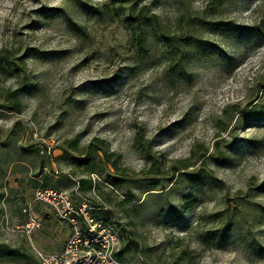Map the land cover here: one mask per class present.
<instances>
[{
    "label": "rangeland",
    "instance_id": "374dc122",
    "mask_svg": "<svg viewBox=\"0 0 264 264\" xmlns=\"http://www.w3.org/2000/svg\"><path fill=\"white\" fill-rule=\"evenodd\" d=\"M136 2L155 13L170 32L181 35L194 26L214 43L189 61L190 80L169 75L157 36L149 26L147 51L135 48L124 14L112 0H0V48L14 51L25 62L26 74L36 82L22 95L19 112L0 110V141L8 140L10 148L14 144L42 150L54 173L62 175L70 171L60 158L65 141L78 136L81 146L99 137L112 151L121 153V166L132 183L150 168L134 145L136 132L143 131L152 151L163 156L157 166L165 173L164 183H168L171 162L188 157L194 144L202 145L208 149V168L223 181L222 188L206 181L150 197L143 186L130 183L135 199L146 200L142 209L135 208L137 216L130 225L114 206L124 199L126 188L102 184L111 192V204L95 197L96 192H88L87 197L112 211L110 222L117 232L120 225L127 229L138 243L141 261L157 264L161 256L158 264H169L167 253L182 238L200 253L194 264H264V255L252 249L242 235L250 227L251 236L264 245V214L253 212L251 204L245 209L242 205L236 208L234 202L228 204V200L240 199L264 205V121L241 118L233 124L223 113L228 105L244 107L264 83V37L231 29L212 32L197 28L200 19L208 18L247 27L260 25L264 0H227L220 9L212 0ZM66 16L85 25L89 36L73 32ZM0 79L4 78L0 75ZM4 87L14 88L15 84L12 79L0 80V95ZM235 109L232 107V114ZM220 121L230 123L229 133L221 131ZM232 135L236 141L226 149L227 161L215 166L216 147L224 149ZM15 165L17 170L8 172L5 180L17 187L12 193L17 198L5 206L0 217V241L58 250L72 228L47 205L33 204L40 227L30 237L19 228V209L31 199L33 189L30 174L24 175L20 164ZM108 168L113 171L110 165ZM91 179L102 181L103 176L92 174ZM180 194L193 195L194 204L167 223V209L172 205L181 210L184 205ZM137 203L128 202L126 207L133 209ZM42 213L50 216L48 227L42 226ZM230 219L238 220L243 231L232 234L219 248L205 247L195 227L200 224L203 233Z\"/></svg>",
    "mask_w": 264,
    "mask_h": 264
},
{
    "label": "trees",
    "instance_id": "16d2710c",
    "mask_svg": "<svg viewBox=\"0 0 264 264\" xmlns=\"http://www.w3.org/2000/svg\"><path fill=\"white\" fill-rule=\"evenodd\" d=\"M112 1L117 4L118 9L124 14V24L135 48L141 51V53L147 51L148 42L145 35L147 26H149L157 36L156 41L162 49L165 68L169 75L179 79L190 80L191 73L187 70L189 61L206 45H213L214 43L205 39L201 33L196 31L197 29L194 26H191L188 32L181 35L170 32L162 25L160 18L155 13L150 12L146 6L142 5L138 7L136 0ZM226 1L212 0V3L215 8L220 9ZM65 20L73 32L83 37L89 36L85 25L78 24L69 16H66ZM197 28L200 31L203 29L212 32L231 29L239 34L244 33L251 36L256 34L257 36L264 37V19H262L260 25L253 27L237 25L232 21L210 18L200 19L197 22ZM0 75L4 78L0 80L6 81L12 79L15 84L14 88H3L0 95V110L19 112L22 105V95L28 92V89L35 85L36 82H33L29 75L26 74L25 62L20 57H16L15 52L7 47L0 48ZM234 106H236V109L234 110L235 113L232 114V107ZM234 106L228 105L223 110L225 116H228L229 122L234 120L233 124H235L241 118L253 122L264 121V83L259 84L256 93L252 95L244 107L238 108V105ZM234 114L237 115L236 119L233 117ZM229 122L220 121L223 124L221 127L222 132H230ZM78 141V136L65 141L60 158L70 166V171L62 175L54 173L47 153L42 150H32L14 144L10 148L9 143H7L8 140L0 141V217L5 212V206L17 198L12 196L13 192H17V187L9 185L5 180V175L8 172L14 173L17 170V165L15 164H20L18 165L22 167L20 171L24 175L30 174L28 181L33 189V193L37 189L53 188L66 191L64 188H67L70 190L67 193L74 205L79 206L84 203L90 207L89 212L91 216L96 221H100L103 225L110 227L117 234L119 246L116 256L122 264H150L138 259V243L129 237V232L125 227L120 225L117 232L115 225L110 222V214H112V211L107 209L103 202L95 203L87 197L88 192H96L95 197H99L104 202L111 204V192L105 191L102 184L106 182L116 189L126 188L124 199L117 202L114 206L124 213V216L128 219L127 225H130L132 217L137 216L138 211L135 208L142 209L145 206L146 200L144 198L135 199V195L129 189L132 179L128 177L129 175H126V168L121 166V153L112 151L108 143L99 137H93L88 143L81 146H79ZM235 141L236 136L232 135L230 140L225 144L224 149H220L218 146L216 147V151L214 152L215 156L212 157L215 166L225 164L227 161L226 149L233 147ZM134 145L143 152L145 161L150 165L147 173L135 179L133 181L134 183H132L143 186L145 195H149L150 197L161 196L166 191H179L185 186H197L199 183L206 181L218 187H224L223 181L215 176L212 169L208 168V156H206L208 149L202 145L194 144L189 151L188 157L171 162L168 183L163 182V175L165 173L160 171L157 166L161 162L159 158H163V156H156L151 149V141L144 138L143 131L141 133L136 132ZM109 165L113 169L112 172L108 168ZM92 174L102 175V181H93L91 179ZM20 180H24V178L22 177ZM178 198L184 205L181 210L172 205L167 209V212L170 213L167 223H171L174 218L180 216L194 204L192 199L193 195L180 194ZM134 200H137L138 205H134L133 209L127 208L126 204ZM231 202L236 204V208L242 205L244 209L246 204H251L253 212L258 211L264 214V205L259 203H251L249 200L241 201L240 199L228 200V204H231ZM36 203L43 204L41 202ZM25 205L19 209L21 216L19 225H23L27 221V213L23 212ZM35 210L38 212L37 207ZM161 210L163 211V209ZM222 212L225 214L224 211ZM41 215L42 226L48 227L50 225V216L46 213H42ZM62 221L68 223L65 220ZM195 228L200 232L199 234L203 244L207 248H219L232 234H239L243 231L240 222L234 219L228 221L223 220L216 227L208 228L203 233L201 232L203 228L200 224ZM251 233V228L249 227L246 228L242 235L248 238V245L252 249L264 255V245L255 237L251 236ZM64 243L58 250H41L45 252H58L62 250ZM199 255L200 253L190 247L189 244H186L182 238L178 239L167 253L169 264H194ZM161 261V256H158L156 259L157 264L161 263ZM0 264L40 263L37 261L32 248L25 242L10 245L0 241Z\"/></svg>",
    "mask_w": 264,
    "mask_h": 264
},
{
    "label": "built area",
    "instance_id": "2783aa9c",
    "mask_svg": "<svg viewBox=\"0 0 264 264\" xmlns=\"http://www.w3.org/2000/svg\"><path fill=\"white\" fill-rule=\"evenodd\" d=\"M36 202L47 205L72 228L61 251L45 252L32 245L40 264H122L116 256L119 246L117 234L110 227L96 221L86 204L74 205L66 191L53 188L34 191L23 208V212L27 213V221L19 225L25 235L30 236L40 227L39 219L32 210Z\"/></svg>",
    "mask_w": 264,
    "mask_h": 264
}]
</instances>
